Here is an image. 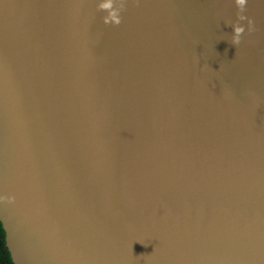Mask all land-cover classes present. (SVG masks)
I'll use <instances>...</instances> for the list:
<instances>
[{
	"label": "water",
	"instance_id": "water-1",
	"mask_svg": "<svg viewBox=\"0 0 264 264\" xmlns=\"http://www.w3.org/2000/svg\"><path fill=\"white\" fill-rule=\"evenodd\" d=\"M101 2L0 0L13 263L264 264V0Z\"/></svg>",
	"mask_w": 264,
	"mask_h": 264
},
{
	"label": "clouds",
	"instance_id": "clouds-1",
	"mask_svg": "<svg viewBox=\"0 0 264 264\" xmlns=\"http://www.w3.org/2000/svg\"><path fill=\"white\" fill-rule=\"evenodd\" d=\"M237 8L243 12L247 0H234ZM99 7L107 10V15L104 17V23L107 24L109 22L118 24L120 22V17L118 14V10L113 7V0H102L99 4ZM239 19L244 20L246 17L243 15L239 16ZM248 20V31H252V20L247 18ZM244 32V26L237 23L233 25V35H232V42L234 44H239L241 40V33ZM195 59V58H194Z\"/></svg>",
	"mask_w": 264,
	"mask_h": 264
},
{
	"label": "trees",
	"instance_id": "trees-1",
	"mask_svg": "<svg viewBox=\"0 0 264 264\" xmlns=\"http://www.w3.org/2000/svg\"><path fill=\"white\" fill-rule=\"evenodd\" d=\"M0 264H14L5 242V231L0 222Z\"/></svg>",
	"mask_w": 264,
	"mask_h": 264
}]
</instances>
